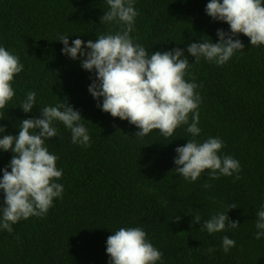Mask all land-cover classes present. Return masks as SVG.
<instances>
[{
	"label": "trees",
	"instance_id": "obj_1",
	"mask_svg": "<svg viewBox=\"0 0 264 264\" xmlns=\"http://www.w3.org/2000/svg\"><path fill=\"white\" fill-rule=\"evenodd\" d=\"M207 2L136 0L134 42L149 54L180 47L186 55L196 39L216 42L217 29L229 25L206 14ZM107 10L106 0H0V45L25 66L14 78L15 96L0 110L5 134H18L21 119L39 116V105L67 102L81 112L91 135L90 147H81L56 124L59 138L48 147L63 168V198L44 217L0 231V264H109L106 239L120 227H142L163 264H264V239L254 238L256 212L264 204V46H251L240 34L244 49L223 66L188 55L191 76L202 85L196 139L219 136L221 154L241 164L239 179H213L205 170L188 182L173 169L175 148L192 138L186 126L167 138L158 130L136 136L134 125L97 107L88 91L94 74L61 54V35H70L71 44L119 31V25L100 22ZM28 91H36L38 105L24 113L19 106ZM12 155L0 151V169ZM233 203L227 215L239 223L236 229L210 235L200 228ZM224 235L236 241L228 253L221 247Z\"/></svg>",
	"mask_w": 264,
	"mask_h": 264
},
{
	"label": "clouds",
	"instance_id": "obj_2",
	"mask_svg": "<svg viewBox=\"0 0 264 264\" xmlns=\"http://www.w3.org/2000/svg\"><path fill=\"white\" fill-rule=\"evenodd\" d=\"M106 3L108 10L100 22L119 25V31L101 34L95 41L77 37L70 44V35H61L56 40L63 43L61 54L79 60L84 70L94 74L88 91L97 107L134 125L138 137L158 130L167 138L177 128L186 126L192 138L175 148L173 158L176 165L173 169L184 180L196 182L205 170H209L213 179L220 176L239 179L240 161L221 154L224 141L219 136H209L202 142L196 139L202 131L198 126L202 97L197 90L202 85L191 76L188 55L196 62L203 58L223 66L244 49L240 34L250 38L251 46H264V0H208L206 14L214 21L226 22L229 28L217 29L216 42L201 38L188 43L187 55L180 47L149 54L132 37L139 15L136 0H106ZM24 67L18 55L0 45V110L15 96L12 84ZM36 105V91H28L19 107L24 113H31ZM39 108V116L21 119L16 135L5 134V126H0V151L13 153L8 164L0 169V193H3L0 231L11 233L13 225L21 220L44 217L54 200L63 198L64 185L58 182L63 168L57 166L59 156L48 147L52 137L59 138L58 122L70 132L73 144L85 148L91 145L89 129L78 109L67 102ZM234 207V203L227 204L226 210L203 220L200 228L210 235L236 229L239 223L227 215L229 208ZM201 219L198 213L193 214L195 223ZM255 228L254 238L264 239V204L256 212ZM235 246L234 239L222 237L225 253ZM106 253L109 264H163L162 252L142 227L112 231L106 239Z\"/></svg>",
	"mask_w": 264,
	"mask_h": 264
}]
</instances>
